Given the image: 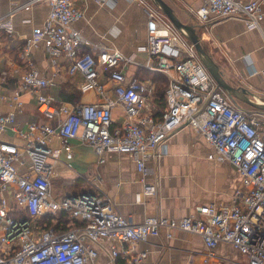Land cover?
Segmentation results:
<instances>
[{
    "label": "built area",
    "instance_id": "1",
    "mask_svg": "<svg viewBox=\"0 0 264 264\" xmlns=\"http://www.w3.org/2000/svg\"><path fill=\"white\" fill-rule=\"evenodd\" d=\"M76 1L28 0L0 17V33L12 38L16 13L40 3L49 7L42 27L33 30L21 49L27 70L17 92H0V100L19 112L21 95L30 93L47 120L23 128L14 113L0 115V136L11 132L23 141L17 145L0 140V264H95L103 241L110 243L111 264L118 258L124 264H145L146 254L136 251L137 243L162 231L166 239L175 231L199 235L210 255L219 244H229L247 264H264V113L236 107L218 89L193 45L149 0H127L142 7L149 25L146 43L136 53L145 54L146 67L167 81L165 107L159 110L154 81L126 75L130 65L137 64L135 58L117 49H101L96 55L82 51V45L90 43L72 25L84 18L86 0H79L80 5ZM200 1L192 11L199 25L236 18L248 30L262 29L264 0ZM40 46L51 67H60L63 60L66 73L80 78L79 92H94L97 101L55 104L45 92L51 80L32 61ZM258 73L264 77V69L251 76ZM116 109L121 111L118 122ZM184 126L212 146L208 160L228 163L239 174L241 187L229 204L197 207L183 218L152 216L137 223L96 192L52 197L53 161L62 156L71 160L74 140L91 148L98 164L109 154L129 156L140 175L142 196H154L156 187L146 182L153 173L148 165L162 156L164 143ZM54 139L60 140L57 148L51 146ZM61 213L71 221L66 231L33 225L41 217Z\"/></svg>",
    "mask_w": 264,
    "mask_h": 264
},
{
    "label": "crops",
    "instance_id": "2",
    "mask_svg": "<svg viewBox=\"0 0 264 264\" xmlns=\"http://www.w3.org/2000/svg\"><path fill=\"white\" fill-rule=\"evenodd\" d=\"M26 1L0 0V17L9 13L14 5ZM164 1L183 23L198 26L201 43L225 79L233 86L246 88L253 94V100L264 101V77L259 73L251 76L254 71L264 69V18L261 31L248 30L245 23L236 18L213 19L199 25L192 11L200 5V0ZM76 4L81 3L78 0ZM262 11L264 14V5ZM84 12V18L72 25L90 43V46L82 45V51L96 55L101 49H117L125 56L135 58L137 63L127 69L128 78L132 75L141 80L152 78L153 72L146 67L147 56L136 53L137 47L146 43L149 31L142 7L127 0H86ZM48 13L47 4H37L29 11L13 16L15 33L12 38L0 33L1 93L12 96L17 92L20 78L27 70L20 57L21 49L33 30L42 27ZM32 61L40 73L51 80L52 84L45 92L55 104L63 103L59 94L66 83L78 90L80 78L66 73L63 60L59 61L60 67H51L42 46L33 52ZM80 94L79 103L97 101L94 92ZM21 101L23 105L19 112L9 101L0 100V115L14 113L16 124L23 128L32 122H47L38 113L30 93H23ZM246 110L252 112L248 106ZM113 115L115 121H121L120 109ZM0 140L23 145V141L11 132L3 133ZM51 146L59 147L60 140L54 139ZM71 146V160L66 161L62 156L53 161L56 174L51 180L52 197L96 192L112 202L117 213L137 223L152 216L183 218L194 213L197 207L229 204L234 192L241 187L236 169L228 163L208 160L212 146L186 126L169 137L162 147V156L149 163L153 173L146 177V182L156 187L155 195L150 197L142 196L140 175L129 156L109 154L105 163L98 164L91 148L78 140L72 141ZM54 183L61 190L54 192ZM109 246L107 241L99 244L95 264H111ZM136 251L146 254L145 264H247L246 258L229 244H219L210 255L199 235L180 231H175L171 239H166L162 231L159 237L137 243ZM114 264L124 262L118 258Z\"/></svg>",
    "mask_w": 264,
    "mask_h": 264
},
{
    "label": "water",
    "instance_id": "3",
    "mask_svg": "<svg viewBox=\"0 0 264 264\" xmlns=\"http://www.w3.org/2000/svg\"><path fill=\"white\" fill-rule=\"evenodd\" d=\"M170 21L176 30L183 35L194 47L197 56L207 72L210 74L218 89L238 108L248 106L253 110L264 112V102L257 103L253 100V94L242 86L231 85L224 77L220 67L215 63L211 55L201 43L197 32L198 26L192 23H183L174 10L164 0H149Z\"/></svg>",
    "mask_w": 264,
    "mask_h": 264
},
{
    "label": "trees",
    "instance_id": "4",
    "mask_svg": "<svg viewBox=\"0 0 264 264\" xmlns=\"http://www.w3.org/2000/svg\"><path fill=\"white\" fill-rule=\"evenodd\" d=\"M152 74H153V76L151 79L156 84V100H157L158 106L160 107V109L161 108L164 109L165 102H164L163 94H164L166 86H167V81L159 73H152ZM69 85H70V83H66L65 85H63L62 89L60 90V94H59L60 99L64 103L77 104V103H79V99H80L81 94L79 93V91L76 88L74 89V88L70 87L71 85L70 86ZM261 113H264V112H261ZM21 216L26 217L27 215L22 214ZM35 223H36V226L40 227L41 229L54 228L57 231H66L70 228L69 225H70L71 221L66 214L61 213V214H59L58 217H54V218H52L51 216L41 217L39 220L35 221Z\"/></svg>",
    "mask_w": 264,
    "mask_h": 264
},
{
    "label": "rangeland",
    "instance_id": "5",
    "mask_svg": "<svg viewBox=\"0 0 264 264\" xmlns=\"http://www.w3.org/2000/svg\"><path fill=\"white\" fill-rule=\"evenodd\" d=\"M84 99H85V97H84ZM157 108H158L159 110H162V108L160 109L159 106H157ZM53 185H54V186H53V187H54V192L57 191V190H61L60 188H59V189L57 188V186H58L57 183H54ZM37 220H39V219H37ZM37 220H35V221H37ZM35 221H34L33 225H36ZM1 230H2V229H1V227H0V235L2 234Z\"/></svg>",
    "mask_w": 264,
    "mask_h": 264
},
{
    "label": "bare ground",
    "instance_id": "6",
    "mask_svg": "<svg viewBox=\"0 0 264 264\" xmlns=\"http://www.w3.org/2000/svg\"><path fill=\"white\" fill-rule=\"evenodd\" d=\"M257 103H261V102H264V101H260V100H256Z\"/></svg>",
    "mask_w": 264,
    "mask_h": 264
}]
</instances>
